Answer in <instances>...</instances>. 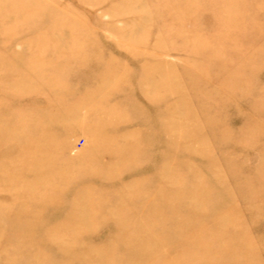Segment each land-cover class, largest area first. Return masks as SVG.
<instances>
[{
    "label": "rangeland",
    "instance_id": "obj_1",
    "mask_svg": "<svg viewBox=\"0 0 264 264\" xmlns=\"http://www.w3.org/2000/svg\"><path fill=\"white\" fill-rule=\"evenodd\" d=\"M0 264H264V0H0Z\"/></svg>",
    "mask_w": 264,
    "mask_h": 264
}]
</instances>
